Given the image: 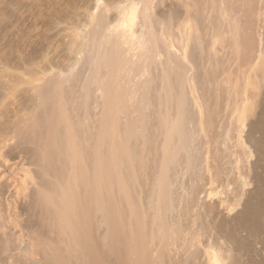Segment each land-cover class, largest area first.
<instances>
[{
    "label": "bare ground",
    "instance_id": "1",
    "mask_svg": "<svg viewBox=\"0 0 264 264\" xmlns=\"http://www.w3.org/2000/svg\"><path fill=\"white\" fill-rule=\"evenodd\" d=\"M96 1L71 36L24 45L22 72L0 70V264H244V233L264 264V48L240 39L264 0ZM231 124L232 203L210 186L234 175L216 159Z\"/></svg>",
    "mask_w": 264,
    "mask_h": 264
},
{
    "label": "rangeland",
    "instance_id": "2",
    "mask_svg": "<svg viewBox=\"0 0 264 264\" xmlns=\"http://www.w3.org/2000/svg\"><path fill=\"white\" fill-rule=\"evenodd\" d=\"M95 1L96 0H0V70H2L3 68H5V69H8L9 71H14V72H16V71H18L19 72V70H20V72H22L21 71V67H20V65L22 66L23 64H22V61H20V59H18L19 58V56H20V54H19V52H20V49L21 48H25L24 47V45L26 46V48H28V47H31L32 46V44L33 43H36L37 44V46L39 45L37 42H39L40 40H42V43H41V41H40V43L42 44H40L41 46H43V43H44V40L45 39H47V40H49L50 38H52L53 37V35H56V33H58L59 32V30H60V34H59V37H61L62 36V34L65 32V34H66V32H68V34H66V38H67V36L69 35V36H71L72 35V31H71V28H72V24H76V26L78 27V25H79V23L80 22H82V24H83V22H85L86 21V19H85V14H83L85 11H88L89 9L91 10V7H94L97 3H98V1H96L97 3L95 4ZM118 1H120V0H118ZM168 1V0H167ZM116 2H117V0H116ZM169 3H170V0L168 1ZM94 4V6H92ZM240 5H237V7L235 6V8L236 9H234V11H237L238 12V10L240 9V7H239ZM57 9V11H55L56 9ZM89 8V9H88ZM50 9H54V11L55 12H57V14H55V12H53V10H50ZM88 9V10H87ZM83 10H85V11H83ZM50 11H52V13H50ZM59 11V12H58ZM51 16V18H52V16H53V18L51 19V20H54V21H52L53 23L52 24H54V25H52L51 24V22H50V20H48V18L50 17H48V14ZM52 14V15H51ZM253 13H251V17L249 16V19H251V21L252 22H250V20H248L249 22H248V24L249 23H253L252 25L253 26H250V24H249V26L250 27H252V29L251 28H249V30L251 29V31H249L248 30V32H250V33H248V34H246L247 32H245V33H243V37L241 36L240 37V39H241V44H243V47H245V44H244V42L247 44V43H251V45H250V47L249 48H251V46H252V48L251 49H253L252 51H253V53L255 52V53H257V51H261L263 48H264V44H262V42L264 43V38H263V36H262V34L263 33H261V31L262 30H264V24H262L261 22H257V20H256V17H255V14H254V16L252 15ZM23 15H25L24 17H23ZM54 15H56V16H54ZM21 17H23L24 19L22 20V18ZM45 17L47 18L46 20H45ZM245 17V16H244ZM244 17H243V19H244ZM248 17V16H247ZM246 17V18H247ZM255 17V18H254ZM164 20L166 21V15H164ZM245 18V19H246ZM252 18H254V19H252ZM85 19V20H84ZM46 23H50V25H48V27H47V24H45V22ZM82 20H84V21H82ZM254 20V21H253ZM175 21H177V19L175 20ZM174 21V23H177V22H175ZM256 22V23H255ZM255 23V24H254ZM258 23V24H257ZM260 23H261V25H260ZM43 24V25H42ZM78 24V25H77ZM85 24V23H84ZM69 25V26H68ZM70 25H71V27H70ZM254 25H259L258 26V28H256V26L254 27ZM263 25V26H262ZM41 26V27H40ZM43 26V27H42ZM56 26V27H55ZM80 27H78V28H81V26H83V25H81V23H80V25H79ZM66 28V30L65 31H63L65 28ZM254 27V28H253ZM261 27V28H260ZM64 28V29H63ZM61 29H63L62 31H61ZM70 30V31H69ZM253 30V31H252ZM256 30V31H255ZM257 30H258V32H257ZM261 30V31H260ZM70 32H71V34H70ZM253 32V33H252ZM261 34H260V33ZM263 32V31H262ZM254 33H256V34H254ZM57 34V35H58ZM65 34H63V37H65ZM250 34V35H249ZM258 34V35H257ZM261 35V37L263 38V39H261L260 41L258 40V39H260L261 37H260V35ZM248 35V36H247ZM253 36V37H252ZM22 37V38H21ZM23 37H25L24 39H23ZM248 38L247 39V41H246V38ZM257 37H259V38H257ZM62 38V37H61ZM245 38V39H244ZM21 39V40H20ZM244 39V40H243ZM252 39H254L253 41H252ZM24 40H26V43H25V41ZM35 42H34V41ZM36 40H39V41H37L36 42ZM250 40L252 41V42H250ZM22 41H24V44H23V42ZM258 41V42H257ZM30 42L32 43V44H30ZM28 43V46L26 45ZM253 43V44H252ZM255 43V44H254ZM258 43V44H257ZM260 44V45H259ZM39 45V46H40ZM253 45H255V46H253ZM259 47H258V46ZM21 46H23V47H21ZM38 46V49L41 47H39ZM242 47V48H243ZM254 47V48H253ZM262 47V48H261ZM30 49V48H29ZM29 49H27L28 51V53H29V51L31 50H29ZM256 49H258V50H256ZM40 50H41V48H40ZM245 50V49H244ZM264 50V49H263ZM262 50V51H263ZM226 51V52H225ZM40 52V51H39ZM225 52V54L223 55V53ZM224 52H222V54H221V57L220 58H222V60L219 58V60H221L220 61V63H219V67H218V69H219V74H217L216 73V75L217 76H219L220 78H222L223 80L226 78V76H227V74H228V71L229 70H231L232 71V73L233 72H235V68L237 67L236 65H235V63H233V61H234V59H233V57H234V54L233 53H229L230 51L229 50H224ZM231 54H233V55H231ZM26 57H27V62H26V66H29V68H31V67H33L37 62H39L40 61V55H36V56H34L33 54H31V51H30V54H29V56L28 55H26ZM231 59H233V61L231 60ZM240 60H239V66H241V68L240 67H238V70L236 69V71H237V75H240L241 74V70H243L242 68V65H243V61H242V59L241 58H239ZM19 61H20V63H19ZM231 61H232V63H231ZM241 61H242V63H241ZM65 62V61H64ZM236 62V61H235ZM237 65H238V63H236ZM241 64V65H240ZM235 65V66H234ZM18 66L20 67V69L18 68ZM19 70H18V69ZM25 68H27V67H25ZM231 71H230V74H231ZM239 71H240V73H239ZM0 73H2L1 71H0ZM215 73V72H214ZM239 73V74H238ZM4 74V73H3ZM1 75V74H0ZM215 75V74H214ZM232 75V74H231ZM235 76H236V72H235ZM234 76V73H233V77H235ZM1 77V76H0ZM232 77V76H231ZM2 78H5V76L4 77H2ZM1 79V78H0ZM8 78H6V79H1L0 80V84L2 85L3 84V81H4V83H5V80H7ZM3 80V81H2ZM9 80V79H8ZM1 81H2V83H1ZM13 82H14V80H13ZM13 82H11V84H13ZM16 82V81H15ZM15 84V83H14ZM1 85H0V87H1ZM4 86H5V84H3ZM3 85H2V87H3ZM1 87V88H2ZM0 88V89H1ZM227 87H225L224 89H226ZM4 89H5V87H4ZM2 91H3V93H6V90H3V89H1L0 90V94H1V96H2ZM5 91V92H4ZM223 102H224V100L225 99H221ZM0 101H1V99H0ZM221 101V102H222ZM222 102V103H223ZM221 103V104H222ZM224 105V104H223ZM227 124V126L229 125L228 123H226L225 122V124H223V125H221V129H226L225 127H223L224 125H226ZM232 126H234L235 127V125L234 124H231V126H229V128H231L230 130H229V142H227L226 143V145H227V147H226V149L225 150H227V148H229V145H230V148L227 150V151H229V153L227 152V153H225L226 151L225 150H219V151H221L220 153L218 152V155L221 157V155H223L222 156V158L223 157H227V154H228V157L225 159V158H218V157H216V159H220V161L222 162V163H220L219 162V160L217 161V162H219L218 163V165L217 166H219L218 168L219 169H221V167H220V165L223 167L222 169H225V166L224 165H228L229 163V161H230V166H231V169H230V166L229 167H227L228 168V171H229V169H230V172H233L234 171V169H235V171H234V175H232L233 173H230L229 174V172H228V180L229 181H227L226 182V180H224V182H223V184H225V185H222V183H221V185L222 186H225V187H223V189H222V187H221V185H219V183H217V182H214V183H212L210 186H211V188H212V190H213V192H214V194L215 193H217L216 194V196H218V197H221V198H223V197H225V196H227V195H229V197L227 196V198L225 197V199H227V200H231L230 202L232 203V200H233V202H234V200H237V198L236 199H234V194L235 193H238L235 197H237L238 196V198H239V191H240V189L238 188V187H240V184H238V186H237V183H239V174H240V172L241 173H243L244 171H242L244 168H245V165L243 166V169H242V166L240 165L242 162H243V159H242V152L240 151L241 150V148L238 146V148H237V141H235V140H237V138H235V135H236V137H237V134H236V130H235V128L233 127L232 128ZM221 129H220V127H219V129L217 130L218 131V133L216 132V134H218L219 136H222V135H224L225 133H223L222 131H221ZM232 129H234V132H233V130ZM219 130H220V132H219ZM225 131V130H224ZM226 132V131H225ZM233 135V137L232 138H230L232 135ZM217 135V136H218ZM227 139H228V137H227ZM232 140V141H231ZM227 141V140H226ZM230 142H231V144H230ZM236 142V143H235ZM234 143H235V145H236V147H235V145H234ZM233 144V145H232ZM235 148V149H234ZM236 149H237V151H236ZM239 149V150H238ZM232 150V151H231ZM224 151V152H223ZM217 152V151H216ZM223 152V154H221ZM232 152V153H231ZM240 153V154H239ZM214 154H216L215 152H214ZM236 155V156H235ZM241 155V156H240ZM230 156H233V157H230ZM241 157V159L239 160L237 157ZM230 158V159H229ZM237 159V161H236V164H238V166L236 165V164H234L235 165V167H234V165L232 166L231 165V162L233 163L234 161H232L231 159ZM233 159V160H234ZM225 160H226V162H225ZM239 160V161H238ZM228 161V162H227ZM242 164H244V163H242ZM232 167H234V169H232ZM241 168V169H240ZM237 169H239L238 171H237ZM231 170H233V171H231ZM238 173H237V172ZM232 178H233V180L234 181H236V183L232 180ZM235 179H237V180H235ZM229 182V183H228ZM231 182H234V184H236V185H234V184H232ZM230 184V185H229ZM232 184V185H231ZM234 185V188L232 187ZM228 186H230V187H228ZM237 186V187H236ZM232 187V190L234 189H238V192L236 191V192H234L233 193V191L231 190V189H229V188H231ZM236 187V188H235ZM226 188L228 189V190H226ZM223 192L222 194H224L226 191H228L229 192V190H231L232 192H230L229 194H227V192H226V194H224V196L220 193L221 191ZM218 191H220L219 193H220V195H219V193H218ZM234 196H233V195ZM232 195V196H231ZM230 196L233 198V199H231L230 198ZM228 201V202H229ZM193 219V218H192ZM215 221H217L215 218H213ZM214 220H212L211 221V223H213V224H211V226L213 225V226H215L214 224H215V221ZM214 221V222H213ZM216 225H218V226H215L216 227V229L215 230H219L220 232H222V233H224V235L226 236H228L229 237V239L228 240H230L229 241V243H232L233 242V235H230V234H232L231 233V226L229 227V225L230 224H226L225 225V223L224 224H219V223H217L216 222ZM222 225V226H221ZM219 226H221V227H223V228H221V227H219ZM200 228H201V224H200V220L199 219H197V217L195 218V219H193V221L192 222H189V224H188V231H189V235H190V237L191 238H193V239H196V238H198L199 237V235H201V230H200ZM243 235H246L245 237H241V239L243 240H241L240 239V241H239V243H238V241H235L234 243L235 244H233V245H236V243H238L239 244V246L241 245V248L242 249H248V251H245L244 250V252H245V254L247 253V255H246V257L249 259L250 257V259L249 260H251V261H249V260H246L245 262L247 263L248 261H249V263L250 264H258V253H260L261 251H260V244L258 243V242H256V241H258V240H256L255 241V239H254V237L252 236V237H249V236H251V235H249L248 233H244ZM249 235V236H248ZM232 236V237H231ZM227 237V238H228ZM232 239V240H231ZM254 241V242H253ZM241 242V243H240ZM257 244H256V243ZM217 246V245H216ZM238 246V245H237ZM243 246V247H242ZM259 248V249H258ZM246 249V250H247ZM257 249H258V253H257ZM251 250V251H250ZM234 251H236V250H234ZM233 251V252H234ZM243 251V250H242ZM253 251H255V252H253ZM232 252V253H233ZM251 252V253H250ZM231 253V254H232ZM237 254V255H236ZM250 254V255H249ZM261 254V253H260ZM252 255V256H251ZM256 255V256H255ZM233 258H235V262H237V264H241L242 263V257H240V255H238V253H233ZM255 258V259H254ZM241 262V263H240ZM245 262L243 261V263L245 264ZM248 263V264H249Z\"/></svg>",
    "mask_w": 264,
    "mask_h": 264
}]
</instances>
